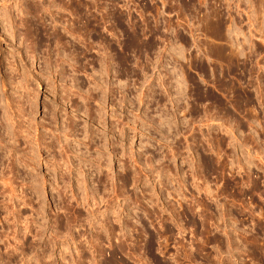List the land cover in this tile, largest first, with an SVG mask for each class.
I'll list each match as a JSON object with an SVG mask.
<instances>
[{
	"label": "rangeland",
	"instance_id": "rangeland-1",
	"mask_svg": "<svg viewBox=\"0 0 264 264\" xmlns=\"http://www.w3.org/2000/svg\"><path fill=\"white\" fill-rule=\"evenodd\" d=\"M6 106L0 264H264V0H0Z\"/></svg>",
	"mask_w": 264,
	"mask_h": 264
},
{
	"label": "bare ground",
	"instance_id": "bare-ground-1",
	"mask_svg": "<svg viewBox=\"0 0 264 264\" xmlns=\"http://www.w3.org/2000/svg\"><path fill=\"white\" fill-rule=\"evenodd\" d=\"M9 109H10L9 106L8 107L6 106V108H1L0 109V111L3 112V114L0 115V160H1L2 165L4 166L3 172H4L5 175L7 174L6 171H8V170L10 171V167L9 166L13 162V161H11L12 160L11 157L8 155V148H9L10 143H11L10 140H11V138L14 137V136L11 137L12 131H11V128H10V125H9L10 123H8V120H9L8 118H9L10 115L8 116L7 114H8V110ZM20 113L18 115H20ZM16 141H17V143H19V139L16 138ZM4 185H5V189L2 191V194L4 195V197L7 198L6 193H7L8 183H6V181H4ZM6 200L4 201V208L5 209L7 208V205H8V202ZM4 220H5V223H6L8 221V216H5Z\"/></svg>",
	"mask_w": 264,
	"mask_h": 264
}]
</instances>
